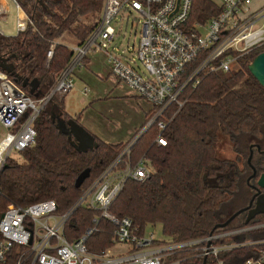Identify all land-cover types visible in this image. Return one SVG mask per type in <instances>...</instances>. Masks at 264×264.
Listing matches in <instances>:
<instances>
[{
  "label": "trees",
  "instance_id": "obj_1",
  "mask_svg": "<svg viewBox=\"0 0 264 264\" xmlns=\"http://www.w3.org/2000/svg\"><path fill=\"white\" fill-rule=\"evenodd\" d=\"M16 1L28 24L14 37L0 35V72L38 100L48 94L70 63L72 47L83 44L97 26L104 0ZM219 12L213 0H193L190 22H206ZM50 50L53 57L49 60ZM262 52L264 47L243 57L231 72L203 75L197 87L186 88L181 109L168 107L164 131L154 125L139 138L131 158L149 159L151 176L143 183L128 181L111 207L112 214L131 219L141 235L149 226L161 225L167 241L156 245L202 240L264 224V215H258L246 225L242 214L255 198L257 180L264 174V88L249 71ZM49 104L50 110L43 109L35 121V144L19 153L20 159L9 158L0 172V214L9 205L27 207L47 200L56 201L59 212L70 210L82 190L130 144L112 145L95 137L99 147L80 154L59 128L62 101L54 97ZM63 119L71 118L64 115ZM160 136L167 140L165 147L156 142ZM228 151L233 158L226 156ZM87 169L91 170L89 179L76 189V180ZM98 214L86 207L77 209L66 227V237L70 241L81 237L95 226L93 219ZM97 229L87 242L92 253L113 247L114 227L101 220ZM263 238L264 228L213 244ZM263 251L264 246L242 247L206 259L188 249L169 261L247 264ZM21 252L14 247L8 264H15Z\"/></svg>",
  "mask_w": 264,
  "mask_h": 264
},
{
  "label": "built area",
  "instance_id": "obj_2",
  "mask_svg": "<svg viewBox=\"0 0 264 264\" xmlns=\"http://www.w3.org/2000/svg\"><path fill=\"white\" fill-rule=\"evenodd\" d=\"M18 11L22 9L11 0ZM220 12L206 22L191 23L193 0H104L97 26L81 44L72 47L73 56L53 89L34 100L5 73L0 72V125L7 132L0 143V172L14 153L32 147L37 138L35 121L56 96H66L75 88L73 74L92 54L106 57L112 76L124 83L137 97L148 101L152 109L146 124L122 153L102 174L82 190L78 202L68 211L59 212L54 200L27 207L9 205L0 214V264H8L14 247L22 252L15 264H181L169 260L176 253L193 249L198 256L218 258L221 254L242 247L264 246V238L230 245H214L219 239L263 229L264 224L178 244L156 245L153 235H141L129 218H119L111 207L128 181L145 182L152 166L146 157L137 161L131 151L139 138L152 126L164 131L163 118L171 105L181 109V98L189 86L197 87L201 77L212 73H228L239 61L264 47V6L252 9V0H213ZM0 4V18L9 13ZM133 19L141 25L138 47L123 49L116 44L117 20ZM28 17L20 18L18 33L25 31ZM205 30V35L201 31ZM0 35L5 36L0 30ZM53 50L48 52L52 59ZM158 145L167 140L160 136ZM90 208L99 214L85 233L70 241L66 227L77 209ZM107 221L114 227L113 247L101 252L88 250L89 238L97 224ZM124 248L117 250V248ZM218 264H224L220 261ZM247 264H264V251Z\"/></svg>",
  "mask_w": 264,
  "mask_h": 264
},
{
  "label": "rangeland",
  "instance_id": "obj_3",
  "mask_svg": "<svg viewBox=\"0 0 264 264\" xmlns=\"http://www.w3.org/2000/svg\"><path fill=\"white\" fill-rule=\"evenodd\" d=\"M7 1H8V6L10 8V12L3 18H0V30L3 32L5 37H14L18 33V22L21 17H20V12L18 11L14 3L11 0H7ZM0 4L5 5L6 3L0 2ZM132 20H133L132 18L129 21H126V19L124 20L119 18V20H117L115 23V27L118 32V39L116 44L118 46H121L123 49H127L128 47L130 48L133 47L136 49L139 44L141 25H139L138 29H136L135 26H133ZM201 33L202 35H205L206 31L202 30ZM98 73L99 70H95V69L82 71V73L80 72L75 73L73 79H75L74 82L76 83L75 84L76 89L71 95H69V97L65 99L64 102L67 113L73 116H75L78 113H83L85 107L82 104L83 101H87L89 103L95 100L94 93L97 92L100 94L105 93L106 88H108L109 84L111 83L99 79L97 75ZM84 83L85 85H87V88L92 91L90 98L89 97L83 98L84 96L82 94V89ZM116 92L112 94L113 96L112 99H105L102 102H92L91 103L92 106L88 110H85L86 112H84L85 117L83 118L82 123H84L85 125H90L92 129H94V131H97L98 133L103 132L104 135L107 134L108 136H112L115 133L114 132L115 129L117 130L115 135L122 136L126 134L129 128L134 126L136 122H137L136 124V128H137L141 123V120L138 119V117H140L141 114L139 116V114H136V112L133 110L132 101L129 103L130 104L129 106L125 98L118 99V97H122L118 95H124L123 93H120L121 92L120 90ZM131 92L134 94L133 91ZM56 98L61 101L64 97L56 96ZM45 108L50 110V104H48ZM66 112L65 110L62 112L63 115H61V120H62V116L67 115ZM102 119H104V122ZM82 123L81 125H83ZM134 131L135 130H133V132ZM140 131L141 130H139L138 133ZM6 133L7 132L0 125V143L4 139ZM94 136L96 137L98 136V134H95ZM225 154L229 158L234 157V155L229 151L225 152ZM12 157L16 159H20V155L18 153H14ZM245 208L247 209V206ZM246 213H247L246 210L245 212H242V214L244 215H246ZM147 234L153 235V237L158 241H167L166 237L163 234L161 225L149 226L147 229ZM123 249H124L123 247L117 248L118 251L119 250L121 251Z\"/></svg>",
  "mask_w": 264,
  "mask_h": 264
},
{
  "label": "crops",
  "instance_id": "obj_4",
  "mask_svg": "<svg viewBox=\"0 0 264 264\" xmlns=\"http://www.w3.org/2000/svg\"><path fill=\"white\" fill-rule=\"evenodd\" d=\"M0 2L1 3L5 2L6 5L8 6L7 0H0ZM263 6H264V0H252V9L254 11L262 8ZM8 8H9V6H8ZM9 11H10V8H9ZM21 14H23L22 17H21ZM25 16H26V14L24 13L23 10H21L20 17L25 18ZM94 69L99 70V73L97 74L99 79L105 80V82L111 83V84H109V87L106 88L105 93L104 94H100L98 92L94 93L95 100H93L89 103L87 101H83L82 104H83V106H85L83 113H78L75 116H73V115L66 112L64 102H65V99L67 97H69V95H71L74 92V90L76 89V86H75L74 90L71 93H69L68 95L64 96V98L61 100L63 103V107H64L63 110H65L67 116H69L70 118H72L74 120L77 119L79 121V123L81 124L83 122V118L85 117L84 112H86L85 110H88L92 106V104H91L92 102H102L105 99H112L113 98L112 94L115 93L116 91L120 90L121 91L120 93H123L124 95H118V96H122V97H118V99L119 98H125L127 100V103L129 106H130L129 103L132 101L133 110L136 112V114H139V116L141 114V116L138 117V119L141 120V123L139 124V126L137 125L139 128L138 127L136 128V124H137V122H136L134 124V126H132V127L130 126L131 128H129V130L127 131L126 134H124L122 136L121 135H115V133L117 131L115 129L114 130L115 133L112 136H108L107 134L104 135L103 132L98 133L97 131H94V129H92V127L90 125H85L84 123H82L83 124L82 126L84 128H86V130L91 132V134L93 136L95 134H98L99 137L98 136H96V137L104 143L112 144V145L121 144V143H129L131 140H133V138L135 137L137 132L139 130H141L143 128V126L145 125L146 120H147V116L150 113L152 106L148 101H146L140 97L135 96L127 88V86L124 83L118 81L117 79H115L112 76L110 67H109L107 60H106V57L103 54H92V55H90L85 60L83 67L79 68L76 72L82 73V71L94 70ZM75 73L73 74V78H74ZM74 81H75V79H74ZM91 93H92V91L89 90L87 88V85H85V83H84V86L82 89V94L84 96L83 98H87V97L90 98ZM116 93H118V92H116ZM102 120L104 122V119H102ZM133 130H135V131L133 132Z\"/></svg>",
  "mask_w": 264,
  "mask_h": 264
},
{
  "label": "water",
  "instance_id": "obj_5",
  "mask_svg": "<svg viewBox=\"0 0 264 264\" xmlns=\"http://www.w3.org/2000/svg\"><path fill=\"white\" fill-rule=\"evenodd\" d=\"M249 71L252 76L264 88V52L258 55L249 66ZM61 132L69 136V141L74 149L80 154H86L89 151L97 149L99 144L89 131H87L80 123L74 119L68 121L57 119ZM91 175V170H85L76 180L75 187L80 189ZM258 198L255 208L248 210V215L245 224L248 225L256 216L264 215V174L258 180ZM251 206V205H250ZM238 215V214H237Z\"/></svg>",
  "mask_w": 264,
  "mask_h": 264
},
{
  "label": "flooded vegetation",
  "instance_id": "obj_6",
  "mask_svg": "<svg viewBox=\"0 0 264 264\" xmlns=\"http://www.w3.org/2000/svg\"><path fill=\"white\" fill-rule=\"evenodd\" d=\"M258 180H259V178H258ZM258 180H257V183H258ZM255 188V187H254ZM257 188H258V185H257ZM257 188H256V196H255V198L251 201V203H250V205L248 206L249 207V210H251V209H253V208H255V206H256V201H257V198H258V190H257ZM261 193H263L264 194V192H263V189L261 190ZM246 219H247V215H248V210H246Z\"/></svg>",
  "mask_w": 264,
  "mask_h": 264
},
{
  "label": "bare ground",
  "instance_id": "obj_7",
  "mask_svg": "<svg viewBox=\"0 0 264 264\" xmlns=\"http://www.w3.org/2000/svg\"><path fill=\"white\" fill-rule=\"evenodd\" d=\"M21 12V11H20ZM23 16V14H21V17Z\"/></svg>",
  "mask_w": 264,
  "mask_h": 264
}]
</instances>
